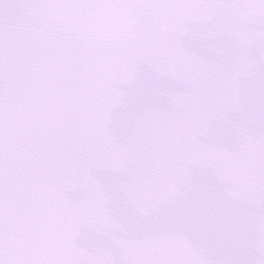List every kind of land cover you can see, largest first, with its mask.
Listing matches in <instances>:
<instances>
[{
	"label": "snow or ice",
	"instance_id": "snow-or-ice-1",
	"mask_svg": "<svg viewBox=\"0 0 264 264\" xmlns=\"http://www.w3.org/2000/svg\"><path fill=\"white\" fill-rule=\"evenodd\" d=\"M0 264H264V0H0Z\"/></svg>",
	"mask_w": 264,
	"mask_h": 264
},
{
	"label": "clouds",
	"instance_id": "clouds-1",
	"mask_svg": "<svg viewBox=\"0 0 264 264\" xmlns=\"http://www.w3.org/2000/svg\"><path fill=\"white\" fill-rule=\"evenodd\" d=\"M169 107L171 106V105H168ZM119 108V105H117V109Z\"/></svg>",
	"mask_w": 264,
	"mask_h": 264
}]
</instances>
